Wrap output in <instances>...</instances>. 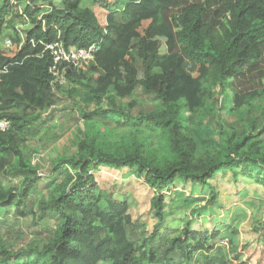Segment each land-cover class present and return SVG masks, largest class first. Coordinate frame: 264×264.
Returning <instances> with one entry per match:
<instances>
[{"label": "trees", "instance_id": "16d2710c", "mask_svg": "<svg viewBox=\"0 0 264 264\" xmlns=\"http://www.w3.org/2000/svg\"><path fill=\"white\" fill-rule=\"evenodd\" d=\"M89 1L107 12L105 25L83 0H0V41L12 38L11 46L0 43V118L10 122L0 131V220L12 207L15 216H27L22 205L41 178L22 147L29 127L37 122L40 128L44 112H56L54 92L62 84L49 70L45 45L97 46L92 59L59 67L88 127L79 131L75 150L55 160L67 172L51 183V198L39 202L41 213L53 212L55 233L40 249L6 245L0 235V264H224L229 258L221 246L208 253L220 229L192 228L189 217L165 236L161 253L152 244L170 213L166 196L178 183L191 192L209 188L195 219L215 207L220 191L212 180L219 176L230 174L237 183L246 175L264 186V111L253 105L264 92V0ZM17 19L29 27L17 29ZM137 88L159 106L134 113L135 101L120 104ZM90 104L95 107L84 111ZM251 107L258 115L245 111ZM222 112L244 116L248 129L225 125ZM105 114L129 129L92 119ZM121 168L135 182L142 179L149 199L152 232L139 245L128 236V202L112 198L100 183L105 169ZM7 174L23 177L22 184L6 185ZM255 232L264 243V221Z\"/></svg>", "mask_w": 264, "mask_h": 264}, {"label": "rangeland", "instance_id": "374dc122", "mask_svg": "<svg viewBox=\"0 0 264 264\" xmlns=\"http://www.w3.org/2000/svg\"><path fill=\"white\" fill-rule=\"evenodd\" d=\"M52 1L57 4L60 3V0ZM85 1L87 5L94 9L98 21L105 25L107 12L100 6L91 4L89 0H83L84 5ZM46 7H49L48 4ZM46 7L43 9H46ZM17 22L16 27L19 30L29 27L28 24L22 23L21 20L17 19ZM159 39L161 40L159 52L164 53L166 50L165 38L161 36ZM7 40L12 41L10 35L4 36L0 43L3 44ZM186 67L189 68V65H186ZM68 88L67 82L63 83L59 89L55 88L52 108L56 112L49 117L45 111L43 114L45 121L42 120L43 123L40 128H37L39 124L36 122L34 124L35 128L29 127L30 131L26 133L22 152L27 159L38 166L41 178L36 182V188L34 191L29 192V196L26 197L27 199L22 205V209L28 212L27 216H15L16 208L12 207L1 218L0 221L3 223H0V235L2 240H5L6 245H31L35 249H40L55 233L56 220L53 217V212L41 213L39 202L41 199L48 200L51 198L54 191V186L51 183L55 182V180L63 179L67 172L66 167H57L55 160L60 156L72 153L75 150L74 143L79 138V131L88 127L84 118L81 117V111L79 113L76 110L73 101L66 94L65 90ZM78 90L83 92L80 86ZM111 96H113L112 93ZM131 100L135 101V104L129 108L134 113L139 110L149 111L159 106L158 101L153 96L143 93L140 88H137L130 99H119L120 104L123 106H127ZM253 102L254 106L260 103L263 106L261 110L264 111V92H262L258 100L255 99ZM103 105H106V99H103ZM93 107L95 105L90 104L84 111L87 112ZM250 110H252L253 116H256L255 114L258 115V112L255 113L253 107L245 111L248 112ZM92 119L110 123L111 128L118 125L117 121H121L124 129L126 131L129 129L125 126L127 123L123 122L119 117L113 119L105 114L96 115ZM221 120L225 125L230 128L233 127L237 131H244L249 127L244 116L240 117L222 112ZM260 125L261 123L259 122L256 129H259ZM99 129L103 131L104 127L100 126ZM156 142V137H153V143ZM52 170L57 172L52 173ZM125 174L126 168L119 169L117 173H113L112 169H105L100 183L111 193L112 198L128 202L129 212L132 216V224L126 227L128 236L136 245H139L151 234L153 218L149 209L148 196L141 186L142 179L135 182L132 180V176H126ZM22 179L23 177L8 174L3 178L6 185L16 186L22 184ZM238 179L236 183L230 174H226L212 180V183L220 191V197L215 207L207 210L205 219H201V217L195 219L194 214L196 212L195 208L204 205L208 199L209 188L191 192L178 183L176 192L172 191L174 195L171 192L166 196L165 209L170 211V213L165 218L166 225L161 228V236H158L157 242L152 244L153 249L159 250V253H161L167 242V237L165 236L171 235L174 231L173 228L181 229L183 220L189 217L194 221L192 228L202 229L210 234L215 229H220V236L208 253L213 255L214 250L221 246L222 254L229 258L224 264H264V243L258 240L260 233L255 232L256 222L264 221V186L256 184L251 177L246 175H239ZM170 199L173 200L171 201ZM234 229L236 234L232 242H230L232 230ZM150 246L151 244L147 245L146 249ZM232 250L238 253V258H235ZM197 264H204L203 260L200 259Z\"/></svg>", "mask_w": 264, "mask_h": 264}, {"label": "built area", "instance_id": "2783aa9c", "mask_svg": "<svg viewBox=\"0 0 264 264\" xmlns=\"http://www.w3.org/2000/svg\"><path fill=\"white\" fill-rule=\"evenodd\" d=\"M15 0H11L14 3ZM7 46H11L12 42L10 40L6 41ZM97 46L91 45L87 48H64L62 43L56 41L45 45V49H48L51 57L52 64L49 68L50 72L57 77L60 84L66 82V79L60 73V65L63 63H72L74 66H78L85 60L93 58V52L96 50ZM2 69L0 68V72ZM10 122L7 118H0V131H6L9 129Z\"/></svg>", "mask_w": 264, "mask_h": 264}]
</instances>
